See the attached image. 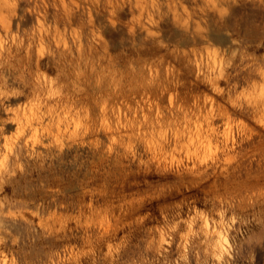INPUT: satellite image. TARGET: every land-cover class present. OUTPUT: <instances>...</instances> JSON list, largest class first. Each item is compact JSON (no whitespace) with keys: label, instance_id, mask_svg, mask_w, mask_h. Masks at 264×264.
I'll return each instance as SVG.
<instances>
[{"label":"rangeland","instance_id":"374dc122","mask_svg":"<svg viewBox=\"0 0 264 264\" xmlns=\"http://www.w3.org/2000/svg\"><path fill=\"white\" fill-rule=\"evenodd\" d=\"M258 67L264 0H0V264H264Z\"/></svg>","mask_w":264,"mask_h":264},{"label":"bare ground","instance_id":"6f19581e","mask_svg":"<svg viewBox=\"0 0 264 264\" xmlns=\"http://www.w3.org/2000/svg\"><path fill=\"white\" fill-rule=\"evenodd\" d=\"M211 1H214V0H209V2L211 3ZM192 25V24H191ZM203 27V26H202ZM191 28V27H190ZM195 30V29H194ZM199 33V32H198ZM249 38H254V36H252V35H250V37ZM258 38H260L261 39V37H258ZM258 49H260L261 48V46H258L257 47ZM239 52H241V49H234L233 50V52H232V49L231 50H229V52H228V54H227V56L226 57H224L223 58V62L222 63H224V65L225 64H228V63H230L232 60H236L237 59V57H238V53ZM5 68H7V70H8V73H10V74H15V73H18L19 72V70L15 67V65L14 64H12V63H9V64H6L5 65ZM258 72L260 73V75L262 76V78L264 79V68H261V67H258ZM1 73V72H0ZM1 75V74H0ZM6 75H2V78H4ZM1 78V79H2ZM7 81V79L6 80H4V83ZM260 109V108H259ZM24 118V117H23ZM27 122H28V119H27ZM62 125V124H61ZM73 126V125H72ZM2 131H0V133H1ZM1 136V135H0ZM4 136V135H3ZM5 137V136H4ZM3 138V137H2ZM5 140H6V143H8V144H10V140H11V138H5ZM4 141V140H3ZM7 147V146H6ZM10 146H8L6 149L7 150H9L10 148H9ZM14 147V146H13ZM18 148V147H17ZM3 151V150H2ZM10 154V153H9ZM8 159V158H7ZM10 161V160H9ZM8 164V163H7ZM8 221L9 220H7V219H5V218H3V219H0V224L2 223H4V222H7L8 223ZM11 223H12V221H11Z\"/></svg>","mask_w":264,"mask_h":264}]
</instances>
